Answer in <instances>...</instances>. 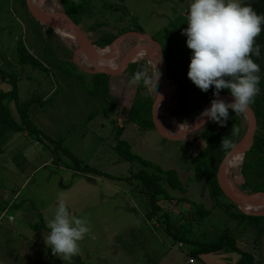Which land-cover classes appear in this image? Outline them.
<instances>
[{
	"label": "rangeland",
	"instance_id": "rangeland-1",
	"mask_svg": "<svg viewBox=\"0 0 264 264\" xmlns=\"http://www.w3.org/2000/svg\"><path fill=\"white\" fill-rule=\"evenodd\" d=\"M40 2L38 7L43 10H61L57 0ZM189 3L190 0H124L119 4L115 0H93L88 9L91 17L81 28L100 30L106 26L109 32L115 33L138 26L143 34L159 45L168 76L175 77L181 73L185 82H191L187 71L183 72L190 62L191 50L186 47V37L182 35V30L187 27L185 12ZM27 20L30 19L24 0H0V94L10 91L14 84L10 82V76L15 75L18 102L40 98L55 85L49 71L16 62L18 42L23 45L22 31ZM60 34L59 39L71 45L65 48L72 58L77 49L73 47L75 41L67 32ZM168 35L171 39L167 38ZM45 42L62 61L57 64L58 68L72 75L81 73L85 91L88 94L92 92V76L85 74V70H92L90 62L85 57L75 58V62L85 69H81L83 73L69 60L67 52L53 49L56 41ZM137 42L132 39L123 43L121 55L125 56ZM144 52L154 53L150 48H144ZM136 61H144L145 74L155 82L158 71L154 61L148 56L135 54L133 62ZM1 72L8 76L5 80ZM131 76L125 69L115 75L111 89L107 87L108 95L118 108L104 109L105 102L96 96L104 103L102 113L87 125L69 131L67 136L58 140V145L48 140V146L35 135L0 126V214L5 210L0 218V264H188V260L192 264H200L189 254L194 246L173 239L165 231V219L161 213H153L147 198L136 191V182L130 176L142 166L126 162L114 151L119 140L126 141L130 151L148 166L176 173L183 191L166 187L171 199L160 197L158 203L161 210L168 214L170 224L176 223L181 214L187 222H191L190 216L197 205L210 210L204 220L191 223L192 231L186 234L185 239L216 241L221 231L229 227L230 221L226 216L218 220L217 215H213L208 186L203 181L192 180L193 166L189 156L190 145L187 144L190 137L176 142L164 140L153 129H145L140 121L134 120L140 116L138 100L146 98L142 85L129 86ZM158 84L159 79L155 92L150 90L153 99ZM170 84L172 94L174 81L171 80ZM97 90L101 95L104 93L100 85ZM3 103L10 116L18 121L12 97L7 95ZM45 104L43 102L42 105ZM197 105L201 106V110L206 104L202 105L199 101ZM119 107L122 108L120 111ZM119 114H122L120 124L123 127L120 132L116 123ZM158 116L166 126L163 114ZM259 130L264 134V118ZM97 147H101V151L97 149L100 157L90 158L97 155ZM243 160L244 156L240 161L231 163L227 174L235 177L237 188L247 194L249 186L237 176ZM86 167L95 170V173L84 171ZM248 184H255L251 175L248 176ZM59 197H63L73 215L86 217L90 228L80 242L79 254L70 262H63L52 255L46 245L40 247L43 238L40 241L33 238V233L40 230L38 235L47 236V224L54 216ZM218 199L223 203L226 200L223 196H218ZM260 210L263 207L256 211ZM8 218H12L11 221ZM262 241L259 244L249 243L253 255L254 251H258L254 257L256 263L264 262Z\"/></svg>",
	"mask_w": 264,
	"mask_h": 264
},
{
	"label": "trees",
	"instance_id": "trees-1",
	"mask_svg": "<svg viewBox=\"0 0 264 264\" xmlns=\"http://www.w3.org/2000/svg\"><path fill=\"white\" fill-rule=\"evenodd\" d=\"M61 6V10L64 11L71 20L78 26H82L86 20L91 16L89 15L88 9L93 0H57ZM122 4L124 0H115ZM244 2L251 6L254 12L258 15H264V0H244ZM45 33V41L55 38L59 40V36L55 34L50 28L43 27L39 25ZM87 34L92 31L94 34L93 38H90L92 43L97 47H104L109 45L117 36L122 35L127 32H138L142 33L138 26L132 29H127L119 32H109L106 26H102L100 30L95 28H90L89 30L83 29ZM171 39V36H167ZM50 42V41H49ZM255 45H259V55L252 56L251 58L260 67V72L258 73L260 83L258 87L260 88L259 94L254 98L253 103L250 108L254 114L256 121V132L254 136L253 143L249 150L244 155V160L241 164L239 174L237 175L243 180V184L249 186L247 194L253 192H263L264 193V134L259 130V125L264 118V25H262L261 33L255 38ZM57 48L53 45V49ZM74 47V46H73ZM62 52H67L68 58L71 61V55L67 48H59ZM20 64H29L33 67L45 70L46 69L32 56L30 55L21 41L18 42L17 46V61ZM100 65H103L101 63ZM83 72L81 69H79ZM126 71L131 75L136 71H143L145 73L144 61H136L130 63L126 67ZM188 71V66L185 67L183 72ZM84 73V72H83ZM179 73V72H178ZM177 73V74H178ZM2 74V78L5 80V74ZM81 74V73H79ZM86 74V73H85ZM82 75V74H81ZM91 83L93 84L94 90L89 94L92 96H97L103 99L105 102V107H114L116 104L110 98L107 93V80L108 76L103 74L91 75ZM169 81H174L173 92L170 96L169 101V114L175 120L177 124H187L194 120L197 116L198 111L201 106L197 105V102H201L202 105L207 104L213 97L212 88L210 87L207 92H201L192 82H185L184 75H179L173 77L168 76ZM190 81V80H189ZM10 82H14L12 88L8 93L0 94V126L4 129L11 130H23L30 135H39L38 130L32 124L28 116V109L33 104L42 105L43 101L41 98H31L24 102H18L16 99L17 88L15 85L16 76H10ZM99 85L103 88V94H99L97 88ZM143 86L145 100L139 99L140 106V116L134 120L140 121L141 125L145 129H153V124L150 117V109L153 102V94L150 89ZM230 94L226 89H222L219 93ZM11 96L14 102V107L18 116V121H15L9 114V110L2 101L7 97ZM108 104V105H107ZM135 108L133 109V111ZM133 114V113H132ZM235 127L238 131L233 134L232 128ZM121 129H119L120 132ZM246 130V121L243 114H234L232 110L229 111V119L223 124V126L208 122L200 131L190 136V141L187 144L190 145L189 156L193 166V178L194 181H203L210 190L211 198V208L219 207L226 215L227 220H235L240 228L242 225L249 226L254 225L255 227V237L253 242L259 244L260 241L264 240V224L263 216L251 217L244 215L236 206L230 202H220L218 196L222 197L217 185H216V169L226 152L243 136ZM155 131V130H154ZM227 134V137L225 135ZM229 137V138H228ZM228 138V139H227ZM223 140H227L230 144V148H225ZM52 144L58 145L59 141L49 140ZM56 148V146H54ZM60 148V146H59ZM61 149V148H60ZM114 150L119 154L126 162L138 163L142 168L130 176L131 179L136 182V191L138 194L148 200V205L153 213H161V216L165 219V231L173 237L175 240L182 242H188L194 246L193 249L189 251L190 256L197 258L199 254L215 252L223 247L227 246L235 251L240 259L237 264H264L254 262L253 257L235 246L233 230L225 227L223 229L216 241L200 242L192 238H186V234L191 233V223H197L199 219H205L210 214V210L203 209L200 205L195 206L194 213L191 214V222H187L184 219L183 214L180 215L179 220L170 224L168 214L163 212L160 208L159 198L171 199L168 196L167 188L171 190L183 191L181 183L178 181L176 173L173 170H163L157 168L156 166H148L147 162L142 160L139 156L133 154L126 141L119 140L118 144L114 147ZM86 172L95 173L91 168H83ZM251 175L255 179V184L253 186L248 184V176ZM235 177L233 181L235 183ZM167 187V188H166ZM178 202V200H177ZM163 213H162V212ZM177 227V228H175ZM264 244L262 243L260 245ZM259 245V246H260Z\"/></svg>",
	"mask_w": 264,
	"mask_h": 264
},
{
	"label": "clouds",
	"instance_id": "clouds-1",
	"mask_svg": "<svg viewBox=\"0 0 264 264\" xmlns=\"http://www.w3.org/2000/svg\"><path fill=\"white\" fill-rule=\"evenodd\" d=\"M185 15L187 27L182 35L191 50L187 78L201 92L211 87L214 97L210 106L200 113L194 128L204 126L205 117L208 122L223 126L229 119V110L234 114L247 112L260 92V67L251 57L259 55L255 38L262 31L264 15H258L244 0H190ZM156 77L153 82L143 71H136L128 84L142 83L154 91L157 72ZM222 89L230 93L231 102L218 98ZM232 131L235 134L238 129L233 127ZM221 142L225 148L231 147L227 140ZM47 227L45 245L63 262H70L79 254L80 242L90 231L88 219L73 215L63 197L58 198Z\"/></svg>",
	"mask_w": 264,
	"mask_h": 264
},
{
	"label": "crops",
	"instance_id": "crops-1",
	"mask_svg": "<svg viewBox=\"0 0 264 264\" xmlns=\"http://www.w3.org/2000/svg\"><path fill=\"white\" fill-rule=\"evenodd\" d=\"M22 32H23L22 40H23L24 48L47 71H49V73H51L52 82H54L55 84L48 92L44 93V95L40 97L43 101L46 102V104L45 105L33 104L29 107L27 112L30 121L39 132V135H37L38 140H40L43 143H47L48 146H50L48 140H52V141L62 140L65 136H67L69 131H72L76 127L85 126L94 119H96V117L102 113L101 110H103L104 103L99 98L91 96L90 94H88L87 91H85L84 84H82L81 74L77 73L75 75H72L62 71L61 68H58L57 64L62 63V61L59 60V58H57L53 54L51 48H49L48 44L45 42L44 30L41 29L37 23H35L31 19L29 21L27 20V22L24 23ZM55 34H57L59 37L61 36V34H59L58 32H55ZM87 35L88 37L90 36L92 38L94 37L93 32H90V34L88 33ZM52 40L56 41L54 45L57 46L58 49L57 51L60 50L59 48L62 47L64 48L66 46L69 47L70 45L69 43L61 39L57 41L55 38L53 39L51 38V41L49 39L50 43L52 42ZM75 47L76 46L74 45V48ZM137 51H144V48L138 47ZM108 56L109 54L102 56V58H104V62H103L104 64L102 66H106V63H109V66L111 65ZM71 61L73 62V56L71 58ZM87 74L92 75L89 73ZM114 77L115 76H108V80H107L108 90H110L113 85ZM52 98L54 99L52 100ZM5 99H3L2 103L5 102ZM116 106L117 105H115L113 108L114 109L118 108ZM121 109L122 108L119 107V111ZM120 116H122V114H119V118H117L116 123L119 124L118 125L119 129H122L123 127L120 124V122L122 123V119L120 118ZM97 137L101 138L99 136ZM97 149L101 151V147H97L95 149L96 154H97ZM87 150L88 149L86 148L85 151ZM99 154H97L96 156L94 154V156H91L90 158L100 157L98 156ZM4 212L5 210L3 209V211L0 214V218L2 214H4ZM213 213H214L213 215H217L218 220H220V218L223 219V217L226 216L219 207L213 208ZM38 214L41 213L38 211ZM237 225L238 223L235 220H232L230 221L228 227L229 230H233V234L235 238L234 239L235 246L239 250L250 254L254 259L258 251L257 250L254 251L253 253L255 255H253L251 253L253 249L249 247V243L253 242L255 236L254 235L255 227L253 225H249V226L244 225V227L241 226L240 228H238ZM39 232L33 233L35 234V236L33 237L35 241H40L42 240V238L44 240L45 236L41 237L40 235H38ZM39 246L44 247L45 243L41 241ZM196 259L199 261L200 264H237L240 259V256L231 248L225 246L222 249L215 252L199 254ZM254 262H256L255 259ZM188 264H192V262L191 263L188 262Z\"/></svg>",
	"mask_w": 264,
	"mask_h": 264
},
{
	"label": "water",
	"instance_id": "water-1",
	"mask_svg": "<svg viewBox=\"0 0 264 264\" xmlns=\"http://www.w3.org/2000/svg\"><path fill=\"white\" fill-rule=\"evenodd\" d=\"M24 3L28 17L38 25L50 28L51 30L58 32L59 34L60 32H67L73 35V40L75 41V45L77 48L73 55V62L77 67L85 70L77 62H75L77 52H82L92 66V70H85L89 74L115 76L125 70L128 64L133 63L134 55L139 46H141L142 48L152 49L156 55L154 64L158 71L159 84L151 105L150 117L155 132L164 140L174 142L185 140L186 138L200 131L205 125L208 124L207 118L205 117L203 118L205 120L204 126L194 128L195 125L199 123L198 118L200 117V115L198 113L192 122L187 124H179L180 126H185V128L178 130L171 128V122L174 121V119L170 116L168 110L171 96V84L168 78L167 67L163 59L161 49L151 37L143 33L127 32L117 36L109 45L104 47H97L90 41L88 35L82 30V28L76 25L64 11L58 9H54L52 11L43 10L42 8L33 6L32 0H24ZM132 39L138 42L124 56L128 57V60L124 65H122L119 70L109 71L98 69L95 67V64L91 59L93 56H105L109 53H112L114 49L120 51V53L122 54L120 50L121 45L124 42ZM157 95L162 97V99L159 100ZM218 98L223 99L225 102H231L233 99L228 93L221 94ZM212 99L206 105L210 106ZM157 105H161L162 107V114L165 119L166 126H164L158 118L159 116L156 113ZM242 114L246 121V130L243 136L226 152V154L218 164V167L216 169V185L220 194L228 202L234 204L241 213L251 217H259L264 216V193L253 192L250 194H243L235 185L233 176L227 174L228 167L232 163V160L236 156L243 157L245 155V153L251 147L255 136L256 121L251 108L249 107L248 111ZM260 207H263V210L256 211Z\"/></svg>",
	"mask_w": 264,
	"mask_h": 264
},
{
	"label": "bare ground",
	"instance_id": "bare-ground-1",
	"mask_svg": "<svg viewBox=\"0 0 264 264\" xmlns=\"http://www.w3.org/2000/svg\"><path fill=\"white\" fill-rule=\"evenodd\" d=\"M33 2V6L35 7H38L41 2L40 0H32ZM71 39H73V35L71 33H67ZM140 50V49H139ZM135 54H138V56H148L150 57L154 62L156 60V55L155 53H147V52H144V51H136ZM85 55L82 53V52H77L76 54V57L80 58V57H84ZM109 60L111 62V65L110 66H102L100 65L101 63L104 62V58H102V56H99V55H95L93 56L91 59H92V62L95 64V67L98 68V69H103V70H109V71H117L119 70L122 65L125 64V62L128 60V57H124L121 55L120 51H117L116 49H114V51L112 53H109ZM104 64V63H103ZM209 105H205L204 107H202V109L200 110L199 112V115L200 113L205 110L206 108H208ZM156 113L157 115H159L160 113H162V107L161 105H157V108H156ZM171 126L175 129V130H178V129H183L185 128V126H180L179 124H177L175 121H172L171 122ZM242 159V156H236L233 160H232V163H236L238 161H240Z\"/></svg>",
	"mask_w": 264,
	"mask_h": 264
},
{
	"label": "built area",
	"instance_id": "built-area-1",
	"mask_svg": "<svg viewBox=\"0 0 264 264\" xmlns=\"http://www.w3.org/2000/svg\"><path fill=\"white\" fill-rule=\"evenodd\" d=\"M11 219H12V218H8L9 221H11ZM189 262H191V261L189 260Z\"/></svg>",
	"mask_w": 264,
	"mask_h": 264
}]
</instances>
